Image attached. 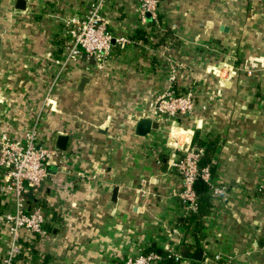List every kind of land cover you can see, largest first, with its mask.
<instances>
[{
    "label": "crops",
    "instance_id": "1",
    "mask_svg": "<svg viewBox=\"0 0 264 264\" xmlns=\"http://www.w3.org/2000/svg\"><path fill=\"white\" fill-rule=\"evenodd\" d=\"M91 1L25 0L18 10L0 0V134L22 140L35 125L37 142L55 148L68 136L25 194L44 212L47 235L22 230L14 264H116L141 251L160 257L152 264H264V0H160L158 24L141 22L137 0H104L105 28L135 43L113 45L103 67L81 53L54 81L67 22ZM172 68L194 110L164 122L150 112ZM140 117L159 128L136 135ZM188 145L225 189L196 217L183 212L170 164L179 156L172 146ZM0 199L1 259L9 242L1 214L13 203Z\"/></svg>",
    "mask_w": 264,
    "mask_h": 264
},
{
    "label": "built area",
    "instance_id": "2",
    "mask_svg": "<svg viewBox=\"0 0 264 264\" xmlns=\"http://www.w3.org/2000/svg\"><path fill=\"white\" fill-rule=\"evenodd\" d=\"M137 1L141 22L145 23L146 13H149L150 21L158 24L160 0ZM103 2L104 0L91 1L82 16H74L68 20V51L63 60H56L60 70H58L54 81L65 65L64 63L78 57L81 53L92 57L98 62L99 67H103V63L109 57L113 45H116L119 49H125L135 43L134 38L116 36L105 28L101 16ZM254 65L255 63L252 64V67ZM214 68L208 70L217 72ZM245 71L250 73L251 68H247ZM231 72L234 73L232 70ZM175 79L176 75L172 68L168 77L169 84L167 88L158 94L153 101L150 112L153 118L169 122L176 117L189 116L193 113L194 98L192 90L189 88L183 92L177 91L174 84ZM172 147L179 154L177 158L170 162L181 180V189L177 195L182 203L184 214L190 215L196 213L199 207V196L196 191L198 180L208 185L210 198L221 196L225 189L223 186L213 183L209 165L199 163L193 152V147L190 145L182 148ZM58 153L57 148L45 147L37 142L35 125L25 132L22 140L10 139L6 133L0 134V170L3 174L0 181V198L5 199L10 196L13 203L12 210L4 211L1 214L7 225L9 242L0 259V264H14L20 255L22 248L20 232L22 230L30 235H47L44 212L40 206L29 208L25 194L42 183L48 175L47 161L49 156H57ZM259 190L264 192V180L259 185ZM167 257L176 262L181 260L178 252L168 253ZM158 259L160 257L155 253L141 251L116 264H152ZM218 259H220V256L215 255V260Z\"/></svg>",
    "mask_w": 264,
    "mask_h": 264
},
{
    "label": "water",
    "instance_id": "3",
    "mask_svg": "<svg viewBox=\"0 0 264 264\" xmlns=\"http://www.w3.org/2000/svg\"><path fill=\"white\" fill-rule=\"evenodd\" d=\"M15 8L18 10H24L25 9V0H16ZM146 18H147V20H150L149 13H146ZM86 80H87L86 78H82L80 80V83L78 86V88L80 90L82 89ZM158 128H159V124L156 121H154L153 119L148 118V117H140L135 123L134 132L138 136H145V135L149 134L152 130H156ZM67 140H68L67 135H58V137L56 139V143H55L56 148H58L59 150H62V151L65 150ZM193 152L197 156L198 160H200L201 156H202V150L197 148V147H193ZM189 250H190L189 247L184 248L182 253H181L182 257H188ZM201 256H202V250L201 249H198L197 251H195L192 254V257L197 260V263L201 260Z\"/></svg>",
    "mask_w": 264,
    "mask_h": 264
},
{
    "label": "trees",
    "instance_id": "4",
    "mask_svg": "<svg viewBox=\"0 0 264 264\" xmlns=\"http://www.w3.org/2000/svg\"><path fill=\"white\" fill-rule=\"evenodd\" d=\"M195 142V140H194ZM199 163L201 164V162L199 161ZM201 165H204V164H201ZM196 191L198 193V196H199V207H198V211L193 214L194 217H196L198 215V213L202 212L201 209L207 205V201L209 200L210 198V195H209V188H208V185L205 184L203 181L201 180H198L196 182ZM167 257L164 256L163 259H166Z\"/></svg>",
    "mask_w": 264,
    "mask_h": 264
}]
</instances>
